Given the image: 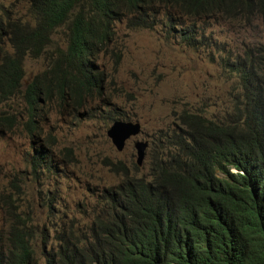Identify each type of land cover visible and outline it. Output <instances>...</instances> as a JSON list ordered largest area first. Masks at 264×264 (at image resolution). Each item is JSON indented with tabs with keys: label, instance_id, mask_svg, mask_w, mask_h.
I'll use <instances>...</instances> for the list:
<instances>
[{
	"label": "trees",
	"instance_id": "16d2710c",
	"mask_svg": "<svg viewBox=\"0 0 264 264\" xmlns=\"http://www.w3.org/2000/svg\"><path fill=\"white\" fill-rule=\"evenodd\" d=\"M26 1L30 21L0 14V41L11 48L0 54V99L19 91L24 57H37L50 34L61 27L66 41L48 54L39 72L46 79L36 74L24 85L30 108L45 90L80 100L92 90L101 95L105 77L94 59L108 52L116 22L159 27L197 48L206 47L210 19L264 18V0ZM221 61L238 80L230 112L212 120L180 111L157 133L145 175L107 163L122 178L104 190L87 235L62 228L47 246L42 233L36 250L35 225L14 207L0 230V264H264V44Z\"/></svg>",
	"mask_w": 264,
	"mask_h": 264
},
{
	"label": "rangeland",
	"instance_id": "374dc122",
	"mask_svg": "<svg viewBox=\"0 0 264 264\" xmlns=\"http://www.w3.org/2000/svg\"><path fill=\"white\" fill-rule=\"evenodd\" d=\"M0 14L31 19L26 0H0ZM50 38L37 57H24L19 91L0 101V230L7 228L15 207L35 225L36 250L42 233L47 246L62 228L88 234L104 190L122 178L107 163L120 161L128 174L145 175L156 154L157 133L169 129L180 111L212 120L231 111L239 97L238 80L221 59L264 44V18L248 25L218 19L203 33L206 47L197 48L164 37L159 27L138 29L117 22L109 51L99 57L106 77L103 102L78 108L71 100H44L39 103L42 116L30 131L22 90L46 67L48 54L64 48L61 27ZM3 50L11 51L6 39L0 41V54ZM113 118L137 121L141 128L119 151L105 134ZM134 140L148 142L141 166L135 164ZM39 147L48 158L36 155Z\"/></svg>",
	"mask_w": 264,
	"mask_h": 264
},
{
	"label": "clouds",
	"instance_id": "9594fccd",
	"mask_svg": "<svg viewBox=\"0 0 264 264\" xmlns=\"http://www.w3.org/2000/svg\"><path fill=\"white\" fill-rule=\"evenodd\" d=\"M210 21V23H209V25L212 23V22H215L216 20H215V18L214 19H210L209 20ZM117 23V22H116ZM115 23V24H116ZM115 24H114V26H115ZM141 29V28H140ZM114 32V31H113ZM205 32V31H204ZM66 46V41H65V43H64V47ZM109 51V50H108ZM102 55H105V54H98V55H96L95 56V59H94V62H95V64L99 67V69L102 71V69H101V63H100V61H99V57L100 56H102ZM46 68V67H45ZM44 68V69H45ZM44 69L42 70L43 72H44ZM41 72V71H40ZM38 75H42L43 76V78L44 79H46V75H45V73H37ZM102 75H103V72L101 73ZM34 75H36V74H34ZM22 76H23V69H22ZM104 76V75H103ZM105 77V76H104ZM23 78V77H22ZM31 78V77H30ZM30 78L28 79V81H27V84H28V82H29V80H30ZM106 78V77H105ZM105 78H104V80L102 81V88H103V92H102V94L101 95H99V93L96 91V90H92L91 91V93H90V96L89 97H87V98H85L84 100H80V99H78V98H75L74 96H72L71 94H67V93H62L61 95H59L58 93H55V92H51V91H48V90H45V91H41L38 95H37V97H36V99H35V102L32 104V106H31V108L28 106V104L26 103V101L24 100V98H23V90H22V98H23V100H24V102H25V104H26V106H27V110H28V113H27V119H26V126L29 128V130L30 131H33V128L35 127V125H34V123H36L37 121H38V119L42 116V113H41V111H42V109H41V107L39 106V103H41V102H43L44 100H50V99H52V98H55L57 101H58V103L59 104H62L63 102H65V101H69V100H71V101H73V100H78V103H76L77 104V107L78 108H81V107H84V105L86 104V102L88 103V102H98V101H102L103 102V93H104V83H105ZM21 81L22 80H20V84H21ZM20 88V87H19ZM45 88H46V85H45ZM17 93V92H16ZM49 93H51V94H49ZM11 96H8L7 98H5V99H0V101H4V100H7L8 98H10ZM59 97H61L62 99H63V101L62 102H60L59 101ZM74 102V101H73ZM80 115L81 116H83V114L82 113H80ZM125 122H134V121H123V120H120V119H116V118H113L112 120H111V122L108 124V126H107V128H106V130H105V134H106V131H107V129L109 128V127H112L115 123H125ZM135 122H137V121H135ZM139 123V122H138ZM139 126H140V124H139ZM140 131H141V128L139 129V132L137 133V134H139L140 133ZM136 134V135H137ZM107 136V135H106ZM133 136H135V135H133ZM131 137V136H130ZM109 139V138H108ZM128 139V138H127ZM126 139V140H127ZM125 140V141H126ZM134 141H136V140H134ZM133 141V142H134ZM143 141V140H142ZM146 141V140H145ZM111 143V142H110ZM148 143V142H147ZM148 145V144H147ZM132 146H133V143H132ZM147 148V147H146ZM39 150H41V151H43V152H45L41 147H39V149L38 150H36V151H39ZM146 150V149H145ZM35 151V152H36ZM135 151V150H134ZM46 153V152H45ZM36 155H38V154H36ZM46 155H47V153H46ZM48 156V155H47ZM145 156V155H144ZM41 158H43V157H41ZM48 158V157H47ZM144 159V158H143ZM143 163V162H142ZM142 165V164H141ZM140 165V166H141Z\"/></svg>",
	"mask_w": 264,
	"mask_h": 264
},
{
	"label": "water",
	"instance_id": "95a60500",
	"mask_svg": "<svg viewBox=\"0 0 264 264\" xmlns=\"http://www.w3.org/2000/svg\"><path fill=\"white\" fill-rule=\"evenodd\" d=\"M139 129L140 126L138 122L115 123L112 127L107 129L106 135L113 147L119 151L123 148L125 140L130 136L136 135L139 132ZM147 144L148 143L145 140H136L133 142L135 164L137 166H140L143 162Z\"/></svg>",
	"mask_w": 264,
	"mask_h": 264
},
{
	"label": "bare ground",
	"instance_id": "6f19581e",
	"mask_svg": "<svg viewBox=\"0 0 264 264\" xmlns=\"http://www.w3.org/2000/svg\"><path fill=\"white\" fill-rule=\"evenodd\" d=\"M50 157V156H49Z\"/></svg>",
	"mask_w": 264,
	"mask_h": 264
}]
</instances>
